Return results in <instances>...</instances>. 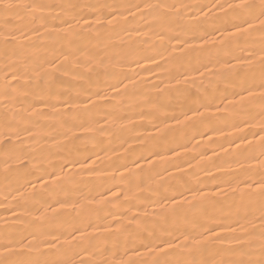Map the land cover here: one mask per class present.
Instances as JSON below:
<instances>
[{
	"label": "snow or ice",
	"instance_id": "snow-or-ice-1",
	"mask_svg": "<svg viewBox=\"0 0 264 264\" xmlns=\"http://www.w3.org/2000/svg\"><path fill=\"white\" fill-rule=\"evenodd\" d=\"M207 7L167 0H0L4 23L12 24L0 32V194L8 201L6 212L22 209L0 217V264H264V0L212 5L234 29L226 43L239 49L227 57L235 63L220 68L219 56L193 57L191 53L203 49L188 44L207 35H196L199 20L191 18L195 12L206 15ZM141 61L160 70L153 74L155 82L139 75L144 71ZM133 64L134 73L124 70ZM165 80L169 83L161 88ZM221 82L228 85L223 91L218 88ZM127 98L131 107L150 105L133 114L142 121H157L153 126L162 133L157 139L185 130H192L194 139L197 126L213 124L225 101L233 116L247 115L240 123L257 121L262 135L258 140L238 136L241 144L223 149L222 164L228 170L205 177L214 181L211 185L198 181L200 186L193 188L181 182L179 170L175 176L168 173L173 161L189 151L176 143L175 135L170 143L181 151L166 148L171 156L160 155L156 145L151 159L137 156L121 163L116 157L109 162L114 173L123 169L110 179L126 185L102 187L78 178L77 170L92 173L101 159L96 153L81 159L78 142H95L109 120L124 119L119 106ZM100 112L104 116H98ZM29 185L31 195L26 196L21 189ZM124 187L152 193L156 207L151 213L130 215L113 232L99 212L113 201L131 204L121 201L128 195ZM54 190L65 193L63 202L44 196ZM14 192L18 195L12 196ZM217 205L218 211L210 213ZM149 217H156L151 229L146 227ZM81 252L88 254L86 259Z\"/></svg>",
	"mask_w": 264,
	"mask_h": 264
},
{
	"label": "bare ground",
	"instance_id": "bare-ground-1",
	"mask_svg": "<svg viewBox=\"0 0 264 264\" xmlns=\"http://www.w3.org/2000/svg\"><path fill=\"white\" fill-rule=\"evenodd\" d=\"M23 2V0H21ZM48 2L60 3L64 2V0H48ZM74 3L78 4H86V3H118V2H128V0H72ZM131 2L135 3L137 0H131ZM155 2V0H153ZM169 3H192V4H201L207 5L208 7L204 10L206 15H202L200 12L193 13L192 19L199 20V24L196 30V35L200 36L204 32H207V35L204 36L203 40H189L188 44L193 45L196 48L203 49L200 52H193L191 55L193 57L200 56L202 58H217L219 56V63L216 65L217 68L222 67L225 63L234 61H228L227 57L231 54H238L239 49L234 45H228L226 42L231 39V33L234 29L230 26L229 23L226 22V18L223 15V11L221 9H214L212 5L220 3H234L239 2V0H167ZM255 3L259 4L260 0H254ZM87 11V10H86ZM87 18V17H86ZM187 21L190 19L187 15L184 17ZM12 27V24L5 25L4 16L0 14V32H4L6 28ZM121 36H124V33H120ZM28 36L32 39H35L33 33L29 32ZM259 39V37H256ZM40 41H37L39 43ZM125 42H127V37H125ZM173 44L177 43V41H172ZM172 51V49H169ZM176 55H180L179 50H176ZM247 55V53H245ZM159 60V57L156 58ZM141 67L144 68V71L139 72L141 77L150 78L148 79V83L155 82V76L153 74L158 73L160 70L156 67H153L151 64L141 61ZM124 70L129 72L130 74L134 73L137 70V65L133 64L131 66L125 65ZM135 79V75L132 77ZM169 82L165 80V83L160 85L163 88ZM175 83V81H172ZM78 86V85H77ZM88 85L85 84V87ZM103 86V85H101ZM93 89L95 85L92 86ZM227 84L221 82L218 84V88L223 91ZM157 91V90H153ZM161 99L166 100L167 97H161ZM232 97H229L231 100ZM117 101H112V104H116ZM132 99H125L124 103L120 105V111L124 115V119L116 120L114 123L109 120L108 127L102 133L97 134V138L95 142H78L80 148V158L88 155L89 153H96L97 156L101 157L98 161V165L95 166V171L92 173L89 172H80L76 171V175L78 178H82L85 181H89L92 184L100 185L102 187H110L114 184L126 185V182L112 180L110 177L112 175H119L123 172V169H119L114 173V166L110 165V161L115 159L116 157H120V162H124L125 159H133L137 156H149V153L153 150L154 146L158 145L160 149V155L171 156L172 153L165 151L166 148L172 147L175 151H181L179 148H175V143H170L172 140V136L175 135L176 143L185 144L187 149L189 150L186 154H182L180 157V161L187 159V163H181L180 161H173V166L168 168V173L175 174L179 170L183 175L180 177L181 182H187L193 188L199 187L200 184L211 185L214 183L211 179H205V177L218 175L222 171H227L228 169L222 164V161L225 159L223 149H235L236 145L241 144L239 139L236 137L245 135L248 140H258L260 133L258 131V123L257 121H251L247 126L245 124L240 123V121L247 120L248 117L246 114H239L233 116L232 108L225 107L227 101L224 103H220L221 112L214 120V123L202 124L198 125L195 129L194 139H190L193 136L192 130L185 131H177L175 133H169L165 139H157L158 135H162V133L157 132V127H154V124H157V121L153 119V117H145L144 120H141L139 115H134L133 113H139L141 108L147 110L150 105L149 104H140L138 107H131ZM219 103V101H216ZM35 107L39 108L40 105H35ZM57 108L62 109V105H57ZM31 112V108L28 109ZM214 111V109H213ZM161 115L163 114V110H161ZM98 116H104L103 112L97 114ZM71 113H69V118ZM183 119V117H180ZM51 123L55 126L56 118H52L50 120ZM100 124H104L105 120L101 119L99 121ZM164 124H175V121L165 120ZM160 128H163V124L158 125ZM255 133V137H253L252 133ZM201 133L203 135H201ZM152 136V140H148L147 137ZM229 141H234L233 143H229ZM194 157V158H192ZM90 159L95 160L96 156H91ZM149 159L151 157L149 156ZM53 162H56L53 160ZM140 163L145 165V168L148 167L146 161H139ZM178 165V168L176 167ZM191 165V167H189ZM159 167V164L156 166ZM203 168L204 170H201ZM161 176L165 174L161 172ZM154 180H158L159 177H153ZM200 182L198 184L197 182ZM174 182V181H173ZM31 185L28 186V189H21L22 192L25 193L26 196H30ZM208 190V189H204ZM37 191H40L39 184L37 182ZM113 192L119 191L116 187H112ZM124 191L128 193L127 196H121V201L128 199L131 201V204H123L118 205L116 201H113L112 204L107 205L106 208H103L102 211L99 212V215L106 219L102 221V223L108 227L113 232L118 231V224H126L128 222V217L137 212L144 213L145 211L151 213L155 209V205L151 202L154 198L152 193L144 192L142 194L137 193L135 189H128L124 187ZM214 191V189H212ZM17 193H13L12 196H17ZM65 193L54 190L44 193L45 197L49 198V201L52 199H61ZM76 193H71L72 197H75ZM135 195H139L140 199H134ZM12 197H9L8 200H11ZM99 199V197H97ZM221 200V205H223L224 210L227 211V202L223 200L222 197L218 198ZM31 202V201H30ZM63 202V200H62ZM79 203V201H76ZM68 204H72L73 200L69 199L67 201ZM8 204V201L5 200L4 195L0 194V217H9L13 213H19L22 211L20 208H13L12 212H6L5 206ZM137 204H143L146 207H136ZM221 205H217V209H209L210 213H216ZM53 208H57L58 205L52 204ZM64 212H69V209L62 210ZM195 211V209L193 210ZM111 212L109 215L108 213ZM72 215H75L74 213ZM156 217H149L146 221V227L151 229L154 226V220ZM116 221L117 223H109L110 221ZM11 222V221H10ZM258 223V222H256ZM247 226V225H245ZM133 228L136 227L135 224L132 225ZM174 236H178L179 233H173ZM115 239V237H113ZM123 240V236L120 237ZM182 240L183 237H180ZM87 253L81 252L80 256L87 258Z\"/></svg>",
	"mask_w": 264,
	"mask_h": 264
}]
</instances>
